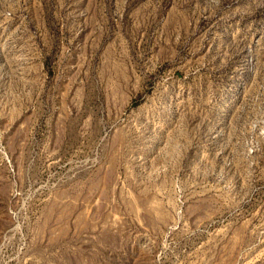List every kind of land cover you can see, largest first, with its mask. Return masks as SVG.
I'll return each instance as SVG.
<instances>
[{
  "label": "rangeland",
  "instance_id": "1",
  "mask_svg": "<svg viewBox=\"0 0 264 264\" xmlns=\"http://www.w3.org/2000/svg\"><path fill=\"white\" fill-rule=\"evenodd\" d=\"M0 264H264V0H0Z\"/></svg>",
  "mask_w": 264,
  "mask_h": 264
}]
</instances>
